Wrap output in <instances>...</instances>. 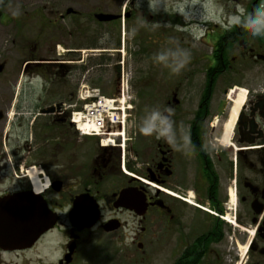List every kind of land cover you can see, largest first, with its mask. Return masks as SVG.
Returning a JSON list of instances; mask_svg holds the SVG:
<instances>
[{
    "label": "flooded vegetation",
    "instance_id": "1",
    "mask_svg": "<svg viewBox=\"0 0 264 264\" xmlns=\"http://www.w3.org/2000/svg\"><path fill=\"white\" fill-rule=\"evenodd\" d=\"M234 3L236 15L238 7L244 9L240 24L220 18L203 34L184 31L172 40L175 50L161 52L156 67L144 69L142 128L151 131L139 138L130 134L123 152L67 134L68 114L61 106L43 113L57 104L37 109L34 102H0V201L36 199L56 217L54 227L34 242L0 245V264H67V259L76 264L83 237L122 232L125 215L136 223L130 244L138 248L143 264H264V34L253 36L251 26L243 23L264 0ZM4 6L0 0V28L30 20L24 12L21 22L8 16ZM185 21L176 24L177 32L190 27ZM33 57H26L22 70L39 72L44 87L63 77L64 63ZM5 66L0 64V73ZM240 90L246 91L245 102L231 134H225ZM149 106H155L153 113ZM154 115L160 119L153 120ZM31 170L41 184L47 182L41 194L34 193ZM123 191H128L127 202H142L140 216L122 207ZM82 195L99 214L91 229H78L69 219ZM107 223L118 228L105 232ZM52 233L64 240L55 262L41 257L44 247L36 253Z\"/></svg>",
    "mask_w": 264,
    "mask_h": 264
},
{
    "label": "rangeland",
    "instance_id": "2",
    "mask_svg": "<svg viewBox=\"0 0 264 264\" xmlns=\"http://www.w3.org/2000/svg\"><path fill=\"white\" fill-rule=\"evenodd\" d=\"M3 2L6 7L4 12L8 16L12 13L21 22L26 18L24 12L29 13L30 20L25 26L18 27L11 24L7 26L5 22V26L0 28V64H6L0 73V102L15 99V103L22 102V106L34 102L37 109L60 103L65 105L68 113V106L76 100L80 85L97 88L104 96L115 98L119 64L122 62L125 71L131 75L128 93L131 108L126 119L124 139L130 134H138V138L142 134V119L146 108L144 98H141L144 69L147 66L156 67L155 62L161 52L175 50L176 42L172 45V40L176 41L178 35L185 34L184 31L200 35L206 30H212L215 20L236 15L232 11L236 7L234 0ZM66 10L75 14L66 16ZM98 14L120 16V21L99 23L94 18ZM60 16H65L63 21L58 20ZM183 20L191 25L177 32L176 24ZM198 44V41H194L196 50ZM58 47L64 52L60 53ZM122 49L124 51L121 54ZM30 55H34L35 61L64 63L63 77L59 75L55 84L44 87L39 72L22 70L24 60ZM149 108L151 113L155 111V106ZM67 134L77 133L69 128ZM126 173L138 177L127 170ZM122 220L125 229L114 236L103 235L100 231L89 237L85 235L76 264H143L138 248L130 244L136 223L126 215ZM63 241L57 233H52L46 236L36 253L44 247L45 253L42 251L41 257L55 262L60 256Z\"/></svg>",
    "mask_w": 264,
    "mask_h": 264
},
{
    "label": "water",
    "instance_id": "3",
    "mask_svg": "<svg viewBox=\"0 0 264 264\" xmlns=\"http://www.w3.org/2000/svg\"><path fill=\"white\" fill-rule=\"evenodd\" d=\"M71 13L68 10L66 14ZM99 23H110L120 19V16L98 14L94 16ZM1 72V69H0ZM60 105L48 108L43 113H53ZM128 191L120 193V201L125 198L126 204L122 207L133 211L137 216L141 215L142 202L136 198L127 202ZM38 198V197H35ZM85 195L79 196L73 203L69 213V219L73 226L78 229H91L98 220V211L93 201ZM56 217L36 199L30 201L17 197H11L0 201V245L16 247L26 244V241L34 242L41 234L49 231L55 225ZM78 223H81L80 226ZM118 228L117 225L107 223L103 229L105 232H112ZM72 248L68 249L70 257ZM69 263V259L66 260Z\"/></svg>",
    "mask_w": 264,
    "mask_h": 264
},
{
    "label": "built area",
    "instance_id": "4",
    "mask_svg": "<svg viewBox=\"0 0 264 264\" xmlns=\"http://www.w3.org/2000/svg\"><path fill=\"white\" fill-rule=\"evenodd\" d=\"M129 75L121 67L119 97H105L98 89L80 85L76 102L70 109V121L82 136H96L101 147L115 146V140L123 136L129 106ZM117 127L121 128L118 132Z\"/></svg>",
    "mask_w": 264,
    "mask_h": 264
},
{
    "label": "clouds",
    "instance_id": "5",
    "mask_svg": "<svg viewBox=\"0 0 264 264\" xmlns=\"http://www.w3.org/2000/svg\"><path fill=\"white\" fill-rule=\"evenodd\" d=\"M237 12L239 15H233L229 17V25L231 24H240L241 23V16L244 15V9L242 7L237 8ZM243 23L248 24L251 26L252 35L253 36H259L264 34V5H262L260 8L256 9L255 15L252 13H248L246 19L243 21ZM158 59L163 60L164 57L160 56ZM182 66V65H181ZM178 68H174L173 71H178ZM160 119L158 115L153 116V120ZM161 124H166L167 122L165 120L160 121ZM167 131V129H164ZM141 131L148 135L151 131L150 128L147 129H141Z\"/></svg>",
    "mask_w": 264,
    "mask_h": 264
},
{
    "label": "bare ground",
    "instance_id": "6",
    "mask_svg": "<svg viewBox=\"0 0 264 264\" xmlns=\"http://www.w3.org/2000/svg\"><path fill=\"white\" fill-rule=\"evenodd\" d=\"M58 49H59L60 53L64 52L60 47H58ZM245 99H246V91L240 90L239 94L237 95V97L235 98V100L233 102V108L230 112V117H229V120H228L226 127H225V134H231V131H232L233 125L236 121L238 112L240 110V107L244 104ZM29 178H30L31 185L34 189V193L35 194H41L42 191L45 190V188L47 186V182L44 185L41 184V182H39V180H38L37 171H35V170H31L29 172Z\"/></svg>",
    "mask_w": 264,
    "mask_h": 264
}]
</instances>
